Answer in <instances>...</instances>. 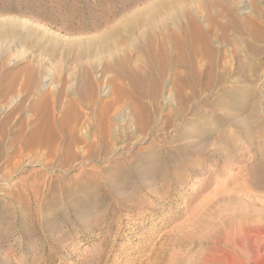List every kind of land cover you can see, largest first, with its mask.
<instances>
[{
	"label": "rangeland",
	"instance_id": "rangeland-1",
	"mask_svg": "<svg viewBox=\"0 0 264 264\" xmlns=\"http://www.w3.org/2000/svg\"><path fill=\"white\" fill-rule=\"evenodd\" d=\"M128 1L133 6L118 17H130L156 0H0V77L7 74L14 81L11 90L0 81V91H8L0 97V119L12 113V127L17 117L31 114L30 107L42 96L60 94L61 106L74 97L73 91L60 93L54 81L60 69L50 58L52 44L59 43L57 37H92L106 31L113 22L84 32L73 28L97 22L99 15L117 12ZM228 4L241 15L255 16L256 7L264 10V0H228ZM228 32V39L213 41L217 60L235 69L249 55L251 65L243 62L234 78L189 100L182 119L175 120L178 131L159 127L177 105L168 76L147 129L135 131L129 113L123 116L125 121L123 117L112 121L125 135L111 155L63 162L45 151L18 154L17 146L0 155V264H235L234 250L216 251L214 246L226 233L230 217L245 204L242 193L251 191L264 154V38L253 42L247 35L239 38ZM35 38L49 51H38ZM60 55L55 54L57 60ZM45 62L50 64L44 67ZM30 65H36L41 77L38 85L25 87L21 70ZM95 67L102 95L104 77L98 63ZM9 142L10 136L4 145L9 147ZM219 184L227 191L218 193Z\"/></svg>",
	"mask_w": 264,
	"mask_h": 264
},
{
	"label": "bare ground",
	"instance_id": "bare-ground-1",
	"mask_svg": "<svg viewBox=\"0 0 264 264\" xmlns=\"http://www.w3.org/2000/svg\"><path fill=\"white\" fill-rule=\"evenodd\" d=\"M132 4L134 2L123 3L118 6L117 12H106L98 16L97 22L94 20L88 26H78L80 29L73 28V31L84 32L88 29L97 30L100 23L106 26L113 22L112 26L109 25L110 28L97 33L96 36L68 37L63 40L57 37L60 39L59 43L56 42L58 45L55 42L51 43L53 50L50 51V58L59 64L60 69L55 72L54 81L58 83L60 93L73 91L76 95L70 97L63 106H61L60 94L50 93L49 96H42L39 102L30 107L31 114H22L17 117L12 127L9 126L13 118L12 113L8 118L0 119V155L7 153L10 147L14 149V146L18 147V154L45 151L49 156H59L63 162L77 157L84 161H93L100 154L111 155L116 151L114 145L122 137L124 139L125 135L118 130L119 127L117 129L113 126L112 121L129 113L133 118L135 131L143 132L147 129L153 120L154 101L168 76L177 105L170 108L159 127L161 129L173 127L175 131H178L180 125L178 126L175 120L182 119L189 100L197 96L200 91L225 84L228 78H234L233 75L243 64L250 66L252 63V58L248 55L245 61L237 60L235 69H230L225 62L217 60L218 50L213 47V41L228 39L229 30L239 38L247 35L253 42L264 38V24L260 21L264 16V10L261 7H256V15L252 17L239 14L233 5L228 4V0H156L151 6L146 4L147 7L136 13L133 12L134 14L130 17H118L129 8L131 9ZM217 7H220L219 11ZM199 10H203L204 15L201 16ZM217 32H220V35H217ZM251 44L252 42L249 46L253 48ZM34 46L40 52L48 50V45L42 44L39 40L34 43ZM58 52L61 55L57 60L55 54ZM48 63L45 62L44 67ZM96 63L101 68L100 76L104 77L105 86L102 95L98 93L99 80L94 75ZM35 66H26L21 70L25 74L23 80L25 87L39 83L41 74ZM0 81H3L10 90L14 86L13 79L7 74L0 77ZM235 81H237L236 78ZM44 85H48L47 82L44 81ZM7 92L0 91V97H4ZM81 105L84 106V110L81 109ZM17 109L22 108L18 106ZM234 122L236 124L238 121ZM9 136L10 146L6 147L4 141ZM230 148L229 146L228 149ZM202 151L205 152V150ZM230 151L233 152L231 149ZM258 161L257 180L255 181L253 178L256 177L253 176L251 177L255 181L253 186L249 182L252 186L251 191H243L248 184L244 188L240 187V189L243 188L242 196L239 193L241 190L237 191L243 200L245 199V204L238 207L240 201L242 204V199L235 200V202L238 201L237 207L240 210L236 216H234L235 212L233 213L231 220L227 215L230 222L224 221L225 224L228 222L225 227L226 233L224 232L222 239L215 242L217 246H214L216 251L221 248L226 251L234 250L235 254L231 258L235 264H264V154ZM59 163L62 164V162ZM218 186L217 191L222 189L220 184ZM216 190L215 193H217ZM257 196L259 201H256L258 198L255 200ZM235 202L233 203L236 204ZM221 212L218 213L222 214Z\"/></svg>",
	"mask_w": 264,
	"mask_h": 264
}]
</instances>
